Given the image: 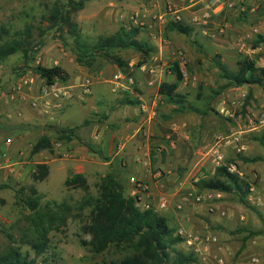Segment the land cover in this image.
I'll return each instance as SVG.
<instances>
[{
    "label": "rangeland",
    "instance_id": "obj_1",
    "mask_svg": "<svg viewBox=\"0 0 264 264\" xmlns=\"http://www.w3.org/2000/svg\"><path fill=\"white\" fill-rule=\"evenodd\" d=\"M54 1L0 0V32L2 26L9 31L8 35H3L4 39H10L15 31L28 27L30 43L28 55L24 56L18 51L0 59V154L6 151L9 161L15 165L14 170L0 169V184L5 185L0 188V252L8 246H15L22 252H27L30 258L34 256V251L27 243L34 237L32 225L27 218L32 211L24 200L30 195L28 187L33 183L31 174L38 164L34 162H45L49 173L45 179L34 184L39 194L41 212H46L53 202L65 203L71 210L64 224L54 222L49 226L46 234L47 248L37 260L54 259L58 264H96L102 260L109 262L122 255L113 248L102 254H93L82 243L90 237L82 228L87 221L88 210L77 209L85 192L79 187H67L64 184L65 179L71 175L68 159H50L56 157L55 148L62 140L55 131L58 126L53 121L35 123L39 120L38 117L29 112V108L36 106L32 105L33 101L36 102L35 99L27 96L21 100L23 103L18 104V108L16 99L11 96L14 92L11 88L20 86L21 90L24 89L28 85L25 80L41 87L45 81L33 71V67L38 64L48 67L60 65L71 75H80L85 80L93 78L95 83L102 85L115 84L122 88L120 91L125 88H131L132 91L135 88L134 93L129 91L127 95L136 97L141 80L146 85H150L151 80L159 83L174 81L175 77L169 68L173 62H177L188 76L182 78L178 91L197 111L174 113L172 104L165 102L161 95L149 94L151 99L156 97V103L152 105L153 100L150 102L148 112L153 111L150 133L141 142L143 147L145 144L150 145V151L152 150L151 172L155 174L154 180L160 186L155 193L158 197L164 196L168 202L167 208L158 209V213H183L186 219L179 223L169 219L170 225L176 226L175 229L183 226L188 230L201 231L203 235L207 234L206 231H211L218 236L219 241L208 245L207 252L204 253L195 251L191 246L187 247L183 242L176 244L184 252L194 253L196 262L193 264H219L217 257H223L224 264H238L241 261L238 255L243 248V245L240 247L242 240L256 236L253 233L256 230L264 232V144L258 140L261 137L264 141V84L245 83L235 86L229 83L220 75L214 58L219 55V59L229 70H237L238 61L244 57L254 60L258 67L264 66V44L254 43L258 33L254 32L251 36L244 30L248 24L254 23L252 19L264 21V11H256L251 20L246 19L243 29L237 27L238 22H242L239 17V11H242L240 4L236 6L237 11L224 9L223 15L209 18V14L219 11L217 7L225 0H86L84 7L72 15L78 24L82 40L92 43L99 35L113 33L121 27L134 26L139 29L138 38L154 41V52L141 65L138 64L141 55L134 49L114 50L113 53L126 62L130 61L134 68L136 65V71L131 70L127 74L122 70L124 77L116 79V74L112 77L98 76L105 63V71L111 73V70H116L114 63L102 56H97L90 66L78 63L73 49V37L65 28H48L46 16ZM188 5L196 12L192 16L180 11V8ZM176 15H180L179 19ZM177 20L191 26L189 35L169 29L168 23ZM225 27H228L227 31ZM150 69L155 71L151 72ZM148 72L155 76L148 77ZM129 77L132 82L128 81ZM94 86L96 85L93 83L92 89ZM94 94L92 91L93 97ZM98 106H80L81 113L74 122L87 116L85 113L97 114L100 112ZM97 118L99 122L102 121L100 117ZM20 124L38 126L40 130L34 132L27 128H7ZM256 126V130H250ZM23 131L27 134L24 135ZM40 135L50 137L52 149L42 150V154L35 155L31 153V147ZM236 135H241V138L234 140ZM6 137L11 139L8 146L4 145ZM219 142V149L224 156L221 165H235L233 173L251 184L254 183L255 190L262 199L261 205H254L248 200V196L246 202L242 203L234 193L213 189L199 190L196 187L195 182L200 178L216 174L213 153ZM242 145L246 146V151L241 149ZM56 154L61 156L60 152ZM255 156L261 159L252 162L244 159ZM258 168L261 169V179L254 174L259 172ZM112 172L122 184L125 195L145 194V186L140 185L138 178L128 181L124 174L119 177L118 173ZM88 175L89 193L96 195L100 180L90 172ZM195 195L203 198L196 201ZM177 200L182 202L181 208L175 206ZM140 208L144 209L141 205ZM223 211L225 215L222 214ZM225 235L231 236L228 240L229 248L222 251L219 246L224 240L220 237ZM256 256L261 258L262 254ZM241 262L264 264V259L253 263L250 257H246Z\"/></svg>",
    "mask_w": 264,
    "mask_h": 264
},
{
    "label": "trees",
    "instance_id": "obj_2",
    "mask_svg": "<svg viewBox=\"0 0 264 264\" xmlns=\"http://www.w3.org/2000/svg\"><path fill=\"white\" fill-rule=\"evenodd\" d=\"M86 0H55L50 12L46 16L49 22L48 28H65L66 32L73 37L74 52L76 61L80 64L90 66L97 56H102L108 61L116 64L127 74H130L127 62L114 50L131 48L140 53L141 59L138 64L146 61V58L154 52L155 48L146 39L138 38L137 27L119 28L113 33L99 35L90 43L81 39V32L78 24L72 15L82 9ZM168 27L180 33L189 35L192 31L190 25L178 21H170ZM9 31L4 26L0 32V59H4L18 51L24 56L30 52L29 28L15 31L10 39H4ZM64 42V40H63ZM254 43H263L264 36L258 35ZM256 45V44H254ZM214 58L220 70V75L229 83L239 86L242 84H264V66H256L254 60L244 57L237 63V70H229L219 59ZM175 80L163 81L157 87V93L165 102L172 104L174 113L185 111H197L186 97L178 91L182 80V73L179 64L173 62L169 68ZM33 71L41 77L46 84L53 85L57 82H65L69 74L60 65L43 66L36 65ZM123 102L138 104L137 99L124 98ZM204 113V111L202 112ZM15 129H32L38 132L40 127L30 124L18 126H7ZM56 133L62 139H69L73 128L57 127ZM264 144V141L261 140ZM51 150L52 141L47 135H40L31 147V153L36 154L42 150ZM248 160V158H244ZM250 159L249 161H254ZM49 173L48 165L44 162L38 163L33 170L31 177L33 183L28 187L30 195L24 200L25 205L32 211L28 216L31 223L34 237L27 242L34 251V256L29 257L27 252L20 248L8 246L0 252V264H58L54 259L38 261L47 248V231L54 222L64 224L70 213L71 207L65 203H52L46 212H41L39 194L35 187L37 181H42ZM216 174L209 178H200L195 182L199 190L213 189L221 192L234 193L238 195L239 201L246 202L249 182L240 178L236 173L230 172L227 166L216 168ZM67 187H79L85 195L77 205L78 210L87 209V221L83 224V231L88 234L89 240H83L93 254H102L109 249L122 253L121 257L107 262L102 260L96 264H193L196 256L192 252H184L176 247L182 242V238L176 233L175 227L169 224L166 216L159 214L152 208L140 209L135 196L125 195L123 186L113 172H107L101 177L98 183L96 195L89 193V185L81 173H75L64 181ZM5 185L0 184V188ZM259 234L261 231L253 232Z\"/></svg>",
    "mask_w": 264,
    "mask_h": 264
},
{
    "label": "crops",
    "instance_id": "obj_3",
    "mask_svg": "<svg viewBox=\"0 0 264 264\" xmlns=\"http://www.w3.org/2000/svg\"><path fill=\"white\" fill-rule=\"evenodd\" d=\"M238 4H240V8L242 10L239 11V13H241V16L239 17L242 22H238L237 27L243 29L244 26L242 25L246 19L251 20L253 14L256 13V11L257 12L264 11V0H225L221 2L220 5L217 7L219 11L216 10L217 11L216 14L213 15L209 14V18L211 16H212L211 18H213L214 16L216 17V15L219 16L223 15L225 13L223 11L224 9L236 10L237 9L236 6ZM192 9H193L192 6L188 5L180 8V11H182L184 15L192 16L194 15V13H196ZM203 11H205V8H203ZM198 12L199 10L197 11V13ZM201 12L202 9H200V13ZM179 16L176 15L175 17L179 19ZM252 20L254 21V23L252 25L248 24L247 26L248 28L246 27V29H244L245 32L251 36L254 35V32L258 33L257 36L258 35L264 36V21H260L258 19L257 20L252 19ZM204 22H207V20L206 21L204 20ZM225 30L227 31L228 27L227 28L225 27ZM148 42L154 46L153 40L152 42L151 41ZM127 66L130 71L131 70L136 71L135 70L136 65L134 68L133 64L130 61H127ZM106 68H107V63H105L102 66V69L99 71L98 73L99 77H106V76L112 77L117 73L120 72L123 73L122 69L119 68L118 66L116 70H111V73L110 71H105ZM149 71L152 72L155 70L150 69ZM135 76L137 77V75ZM153 76H155V74H151V73L148 74V77L152 78ZM88 79L91 80L90 81L91 83L93 82L94 85H96L92 89L93 83L92 84L90 83L91 85L89 86L88 92H85L83 87L85 77H82L80 75L69 74V77L65 82L55 83V87L59 91H61V93H59L57 96H53L52 94L47 96H42L40 94L38 85H35L34 82L28 83L29 86L27 85L24 89L20 90L17 93L18 97L17 94H13L11 96L16 99L15 103L17 104L18 108H19L18 104H22L23 101L21 100L26 99L27 96L30 99H35L36 101L35 108H29L30 109L29 112H32V115L38 117L39 119L35 123L43 124L44 122L53 121L58 127L73 128L71 137L69 139H62L57 144L58 146L55 148V153H54L56 157L52 155L53 157L50 158L57 160L68 159L70 162L69 166L71 170L69 171V174L73 175L75 173H81L85 177L88 184H89V175H88L89 172L97 176L98 181L107 172H112V171L118 173L119 177H122L124 174L127 180L128 179L134 180L135 178H138L139 182L141 183L140 185L145 186L144 189L145 194L141 193V195L136 194L135 196L138 207L140 208L141 205V207H144V209H146L154 205L152 209L158 212L159 211L158 209L161 210L164 209V208H159V204L161 202H165L167 208L168 206L167 199L164 196L158 197V195L155 193L157 187L160 186L158 185L157 181L154 180L155 174L151 172V166L153 165V159L151 157L152 150L150 151V145L145 144V147H143L144 144L141 142L142 138L143 139L146 138L145 135L150 133L151 113H153V111L148 112L149 111L148 109L150 107V102L153 100L151 103L152 105H155L156 103V97L154 99H151V97H149V94L154 93L155 95H157L158 94L157 87L161 82L159 83V82H154V80H151L149 81L150 85H146L141 80L139 83L140 88H138L136 91L137 93H135L136 97L135 96L128 97L127 94L129 91H131V88H125V90L120 91V89L122 88L115 86V84L112 85L105 83L102 85L101 83L98 82L95 83V80L93 78H88ZM99 84H101L102 86H99ZM134 89L131 91L132 93H134ZM92 91L95 93L94 94L95 97L92 96ZM121 94L123 95L120 96ZM1 98L4 101L3 95L1 96ZM124 98L137 99L138 104L133 105V104L125 103L123 102ZM94 104L99 105L98 108L100 112L94 115H91V113L90 114L85 113L87 116L82 117V119L77 120V122H74V119L75 118L77 119L81 113L80 106L82 108L84 106L93 107ZM16 110L18 111V113H20L18 109ZM97 117H100L102 121L99 122V118ZM257 127L258 126L253 127L250 130L254 131L257 129ZM23 133L24 135L27 134L26 131H23ZM234 137H235L234 140H238L241 138V135H236ZM260 138H258V140L261 141ZM219 145L221 146V143ZM144 149H146L145 154H144ZM241 149L243 151L244 150L246 151V146L242 145ZM90 150L92 152H90ZM58 152L61 153V156L59 157L56 154ZM40 153L42 154L41 151L36 154H40ZM250 159H255L254 161H257L261 158L259 156H255L252 158H248V160L245 159V161L252 162L249 161ZM49 160H47L46 162L48 163ZM34 163H42V162H34ZM11 164L12 167H9L7 169L4 168V169H6L7 171L14 170L15 165L14 163ZM260 171L261 169L259 170V172L257 171L254 174L260 176L261 179V175L259 174ZM71 175H69L68 177H70ZM126 183L128 184V182ZM249 185H252L256 189V185L254 183L251 184L249 182ZM132 194H134V192H132ZM175 206L177 208H181L182 202L180 201L176 202ZM166 213L167 214L165 215L168 216L167 218L168 221L170 219V220L178 221L179 223L181 220L186 219L183 213L178 214L173 211H169ZM222 213L223 215H225L224 211ZM241 219H243V217H241ZM207 226L209 227V224ZM257 231H261V230H256L255 232ZM176 233L183 239L182 240L183 244H185L188 247V245L184 240L185 239L184 237L189 233L200 235L203 232L197 230H188L183 226H178L176 228ZM205 233L214 234L211 231H206ZM230 237H231L230 235H225L220 237V239H223L224 242L223 244L220 243L219 249L224 251L225 248H229L228 240ZM217 239L219 241L218 236ZM240 245H241L240 247H242L243 245V248H241L242 251L238 255L239 260L242 261L244 258L250 257V261H251L252 257L259 254H262L263 256V257L261 256L260 259L262 260L264 259L263 231H261V233L259 234H256V236L254 237L252 236L245 238V240H242ZM204 252L207 251L201 248L200 253H204ZM241 261H239L238 264H242Z\"/></svg>",
    "mask_w": 264,
    "mask_h": 264
},
{
    "label": "built area",
    "instance_id": "obj_4",
    "mask_svg": "<svg viewBox=\"0 0 264 264\" xmlns=\"http://www.w3.org/2000/svg\"><path fill=\"white\" fill-rule=\"evenodd\" d=\"M218 2H220L221 0H217ZM180 67V65H179ZM180 71L182 73V77L183 78H187V74L183 71V69L180 67ZM124 77V74L123 73H117L115 75V78L116 79H121ZM128 81L129 82H132V78H128ZM30 81L28 80H25V83L28 84ZM89 86H90V80L89 79H86L83 83V87H84V91L85 92H88L89 91ZM12 91L16 92V91H20L21 90V87L20 86H13L11 88ZM39 91H40V94L42 96H47V95H50L52 94L53 96H57L59 93H61V91H59L56 87H55V84L53 85H48V84H44L43 86L39 87ZM14 92L11 93V95L14 94ZM32 105H36V102L33 101ZM11 143V139L10 137H6L4 139V145L8 146L9 144ZM217 146L215 147L214 149V163L217 167H219L221 165V161L223 160V154L221 152V150L219 149V143L216 144ZM12 162L9 161V158H8V155L6 153V151H3L1 154H0V169H3V168H9V167H12ZM222 166V165H221ZM235 165H228L227 166V169L230 171V172H233L235 171ZM248 200L250 202H252L254 205L256 206H259L262 204V199L260 197V195L256 192L255 188L252 186V185H249V188H248ZM195 200L196 201H200L203 197L200 196V195H195ZM180 207V206H178ZM159 208H166V203L165 202H161L159 204ZM223 214V213H222ZM181 233V232H180ZM185 242L188 246H191L192 249H194L195 251L197 252H200V249L203 248L205 250L208 249V245L210 244H213V243H217L218 242V239H217V236L214 235V234H187L185 237ZM260 261V256H254L251 258V262L253 263H258ZM217 262L219 264H224V259L223 257H217Z\"/></svg>",
    "mask_w": 264,
    "mask_h": 264
}]
</instances>
